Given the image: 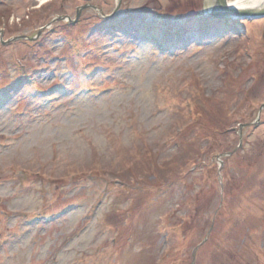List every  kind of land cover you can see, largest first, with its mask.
<instances>
[{
	"label": "rangeland",
	"instance_id": "1",
	"mask_svg": "<svg viewBox=\"0 0 264 264\" xmlns=\"http://www.w3.org/2000/svg\"><path fill=\"white\" fill-rule=\"evenodd\" d=\"M213 5L0 0V264H264V17Z\"/></svg>",
	"mask_w": 264,
	"mask_h": 264
},
{
	"label": "water",
	"instance_id": "2",
	"mask_svg": "<svg viewBox=\"0 0 264 264\" xmlns=\"http://www.w3.org/2000/svg\"><path fill=\"white\" fill-rule=\"evenodd\" d=\"M234 11L228 7L227 0H215L213 8L209 12V16L213 17H224L226 15L229 16H241L243 18H263L264 17V7L256 8L253 11Z\"/></svg>",
	"mask_w": 264,
	"mask_h": 264
},
{
	"label": "bare ground",
	"instance_id": "3",
	"mask_svg": "<svg viewBox=\"0 0 264 264\" xmlns=\"http://www.w3.org/2000/svg\"><path fill=\"white\" fill-rule=\"evenodd\" d=\"M47 1H49V0H38V3L41 6V5L45 4ZM210 1L215 2V0H210ZM227 4H228V7L234 11H239V10L245 9L244 11L248 12V11H253L259 7H261V8L264 7V0H227ZM118 28H120V27H118Z\"/></svg>",
	"mask_w": 264,
	"mask_h": 264
},
{
	"label": "trees",
	"instance_id": "4",
	"mask_svg": "<svg viewBox=\"0 0 264 264\" xmlns=\"http://www.w3.org/2000/svg\"><path fill=\"white\" fill-rule=\"evenodd\" d=\"M174 225H180L181 226L182 224L180 222H176V224L174 223Z\"/></svg>",
	"mask_w": 264,
	"mask_h": 264
}]
</instances>
